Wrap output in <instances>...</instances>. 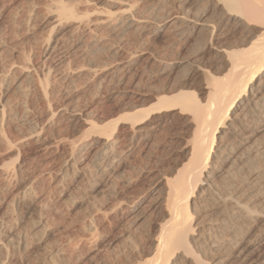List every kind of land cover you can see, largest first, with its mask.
Listing matches in <instances>:
<instances>
[{
    "label": "bare ground",
    "instance_id": "bare-ground-1",
    "mask_svg": "<svg viewBox=\"0 0 264 264\" xmlns=\"http://www.w3.org/2000/svg\"><path fill=\"white\" fill-rule=\"evenodd\" d=\"M43 3L44 13L33 16L27 13L26 21L22 19L27 30L38 25L41 32H47H43L46 36L40 37L39 42L43 61L52 55L59 60L62 47L73 49L81 64L68 68V73L101 75L98 87L95 85L98 90L101 83H110L117 70L136 61H143L167 79L181 71L184 74L181 83L169 90L170 95H156L151 104L123 111L109 124L98 126L94 119L81 114L73 99L65 98L57 109L48 107V114L37 128L36 122L29 118L33 108L19 97L23 99L32 87L47 101L52 93L50 67L38 70L31 62L33 52L23 50L18 52L20 62L10 60L2 64L1 60L18 50L15 45L5 51L0 49V89H5L0 94V141L6 149H16L13 158L4 159L0 165L1 188L6 189L13 179L24 178L19 147H32L36 153L42 151L40 156L48 165L59 162L52 182L55 186H62L69 174L88 173L97 184L110 181L120 174L136 149L145 150L153 145L158 133L179 117L191 128L188 151L164 179L165 194L156 202L160 220L155 231L151 229L155 233L151 245L146 252L143 250L144 254L134 256L132 264H233L243 260L246 264H264V187L260 184L264 178V0H44ZM235 36L239 42L236 46L233 43L234 48L222 44ZM188 44L192 58L171 59V54ZM97 54L106 55L116 64L111 66L106 60L97 64L89 58ZM211 67L218 71L210 73ZM186 87L189 90H184ZM113 89L107 90L114 95ZM9 124L17 128L15 140L4 133ZM59 125L78 127L80 134L74 139L56 137L51 133ZM119 131L121 135H117ZM22 185L11 201L14 212L10 211L11 219L0 217V264H15V256L22 258L36 245L43 253V260L36 264L64 262L72 247L48 245L43 236L38 237L47 228V222L39 219L27 224L16 212L35 194ZM64 195L60 193V198ZM89 205L93 212H104L95 203ZM131 205L128 218L139 221L142 203ZM199 212L201 220L195 223L194 215ZM91 218L80 228L89 241L102 236ZM240 226L249 228L239 237ZM130 236H120V244L111 245V251L120 252L122 246L131 243Z\"/></svg>",
    "mask_w": 264,
    "mask_h": 264
},
{
    "label": "rangeland",
    "instance_id": "rangeland-1",
    "mask_svg": "<svg viewBox=\"0 0 264 264\" xmlns=\"http://www.w3.org/2000/svg\"><path fill=\"white\" fill-rule=\"evenodd\" d=\"M43 2L44 0H0V49L5 51L15 45L16 50H18L13 56L1 60L2 64L11 61H15L16 63L20 62L21 58L20 55H18V52L23 50L28 52L31 51V53L33 52L31 62L38 70L50 67L51 74L49 80L50 88L52 89L50 91H52V93L49 95L50 97H48L47 101L41 97L40 92L37 89L32 87L28 88L23 99L22 97H19V99L21 98V101L26 102L28 106L33 108V113L30 114L29 118L34 123L36 122L35 124H37V128L39 127L40 122L48 114V107L52 110L57 109L65 101V98L73 99L78 108H80V112L83 116H89L96 121L98 126H103L105 123L107 124L109 121L112 122L114 119H117L119 114L121 115V112L123 111L126 113V110L129 111L131 108H138V106L140 107L142 105L151 104L156 95H170L169 93L174 89L173 87H176L181 83L180 80L183 77L182 74H184L182 71L177 74L178 76L176 75L173 78L167 79L163 75L160 76L153 68L144 64L143 61H136L132 64L133 67L129 66L128 68L117 70L110 83L102 81L103 83H101L102 85L100 84L98 90L96 86L101 75H86L85 72H80L81 74L78 73L76 75L68 73L67 70L70 72V69L81 64L79 54L75 53L73 49L62 47L60 52L62 49L63 52L60 53L62 56H60L59 60L52 58V55V57L43 61V55H41L42 48L39 45V42L41 40L40 37L42 38L46 36L47 32H45V30L41 32L38 25H35V27H29L28 30L25 26V17L27 16V13L28 16L44 13V8L42 9L44 6ZM232 38L233 37L227 39V41L223 40L222 44L228 46V48H234V45H237L239 40L237 39V36L234 37L236 41L235 39L232 40ZM182 49L175 52L177 54H171V59L176 61L178 58L179 60L189 59V57L192 58L191 46L189 44ZM89 58L97 64H101V62L103 63L105 60L107 63H111V66L116 64L114 60L112 61V59H108L106 55L97 54L92 55ZM209 62L210 61L208 60L205 65L209 66ZM215 69L216 68L211 67L209 70L210 73L218 71V68ZM71 79L73 83L71 82ZM10 86L12 85L10 84ZM109 88H114L113 90H115L116 93L112 95L107 90ZM184 90L189 89L186 87ZM2 92H5V89L1 88L0 94H2ZM9 93H11L10 90L7 94ZM183 120L179 117L175 118L171 126L164 128V130L162 129L160 133H158L156 141L153 142V145L147 147V150H144V148L136 149L134 155L127 161L125 167L121 170L118 176L109 179L110 181H104L99 184L93 182V177L86 172V176L81 174H69L61 183L62 186H55L52 182L59 162L55 161L52 165H48L40 156L42 151L36 153V150H33L32 147H19V160L23 161L25 167L24 178L20 179L21 181L18 179L17 181L16 179L11 180L7 188L5 187L6 189L1 188L0 186V217L5 216L4 218H10L14 214L10 208L12 198H14L15 193L21 188L22 184V187L26 185L35 193L33 194V199L26 200L15 210L19 215L24 217L25 222L28 221L27 224L38 221L39 219H42L44 223L47 222L45 223L47 228H44L42 232L38 234V237L43 236L45 243H47V241L49 242L47 243L48 245L53 243L52 245H57L58 247H68V249L72 247V249L70 248V250H68L70 254H65L67 259L65 258L64 260L66 262L64 261L60 264H132V262L135 261L134 256L144 254L147 250V246L149 245V248L151 245L150 241L155 234L153 231H155L157 222L160 220L158 217L160 215L157 213L158 209H156V206L165 194L163 187L164 179L168 177L170 172L182 162L188 151L187 141L190 139L191 128L189 125L185 124ZM18 124L20 125V123ZM8 126L4 128V133L10 140H15L18 136L17 128L10 124ZM79 129L80 128L78 127L68 128L64 125H59L53 129L51 134L63 139H74L79 136L81 131V129ZM120 129H124V126H121ZM117 135H121V132L119 131ZM159 142L162 145H160ZM1 143L2 142L0 141V165L4 159L8 160V158H13V153H15L16 150L14 149L13 151H10L3 146V143ZM262 180L263 182L260 184L264 187V178ZM61 191L65 194L64 198L61 197L62 199L60 198ZM262 193L264 194V191ZM35 197H37V199ZM157 201L158 203H156ZM133 202L142 203L143 207L141 206L139 209L143 215L140 213V216H142H139L140 218L138 217L140 222L137 220L136 222L134 219H129L131 217L130 211ZM146 202L149 203L147 204ZM90 203H95L97 207L104 212H93L89 205ZM145 206H147V208ZM144 207L145 210H147L146 212L143 209ZM155 209L156 211H154ZM144 213L147 215L145 216ZM196 214L194 215L195 223L201 220L200 215L202 212H199L197 216ZM88 218L93 220L99 234L102 235L93 238L92 240L90 239V241L80 229L83 223L89 220ZM141 218L146 219V221ZM242 227L240 226V228ZM248 228L249 227L242 228L244 230L243 233L242 229H240L241 233H239L240 235L238 236L240 237L242 234H246ZM128 232H130V234ZM44 233L46 236L43 235ZM125 235H131L130 241L133 243L131 244L129 242V245L122 246V249L124 250L127 248L125 252L121 249L117 254L116 251L113 253L111 247L115 244H120V236L122 237ZM132 237L134 239H132ZM118 241L119 243H117ZM101 245L105 246L102 247ZM37 247L38 245H36L33 250H28L29 252L27 251L24 253V257L22 256V258L15 256L13 262H15V264H31L33 261L34 264L41 262L43 260V253L39 251V248L37 249ZM136 252L137 254H135ZM238 263L246 264L244 260L233 264Z\"/></svg>",
    "mask_w": 264,
    "mask_h": 264
}]
</instances>
